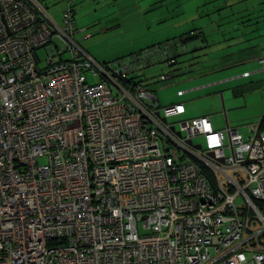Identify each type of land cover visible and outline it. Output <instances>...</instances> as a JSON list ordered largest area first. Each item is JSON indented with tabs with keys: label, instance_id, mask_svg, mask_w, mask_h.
<instances>
[{
	"label": "built area",
	"instance_id": "1",
	"mask_svg": "<svg viewBox=\"0 0 264 264\" xmlns=\"http://www.w3.org/2000/svg\"><path fill=\"white\" fill-rule=\"evenodd\" d=\"M74 2L0 0V264H264L260 122L181 118L134 73L186 46L100 62Z\"/></svg>",
	"mask_w": 264,
	"mask_h": 264
},
{
	"label": "crops",
	"instance_id": "2",
	"mask_svg": "<svg viewBox=\"0 0 264 264\" xmlns=\"http://www.w3.org/2000/svg\"><path fill=\"white\" fill-rule=\"evenodd\" d=\"M106 1L75 0L76 21L83 25L90 23L99 29L118 30L124 26L122 18L128 13L140 17L141 11L150 10L146 9L150 4L141 5L139 0H128L130 5L137 4V7L131 10L122 6L120 2L124 0H109L108 3L111 5L107 11L104 7ZM57 2L63 0H52L51 4ZM98 2L102 5L94 4H99ZM204 3L206 6L203 4L196 6L197 15L194 16L206 17L216 12L214 13L216 17H209L208 22L213 21L218 26L224 24L223 34L229 35L227 37L221 35L225 41L222 44L206 43L198 52L181 59L179 63H186L187 67H177L179 71L177 75L195 79L191 90L182 89L185 91L184 94L197 91L200 100L207 97L211 100L209 104L201 102L200 108L195 112L198 115L195 117L205 115L216 129H224L230 125L236 127L243 136H247L249 122L259 121L260 128L264 126V0H213V5ZM59 7H53L54 15H50L56 21H60L63 10L62 6ZM113 7L116 10L115 15H111ZM208 8H210L208 13H200ZM105 16L112 21L102 20ZM233 20L236 22L234 30L229 25ZM158 23L160 21L154 24ZM127 49L123 47L119 55H123ZM223 72L225 74L220 76L219 74ZM184 103L187 114V105ZM218 114L221 115L222 121L217 120Z\"/></svg>",
	"mask_w": 264,
	"mask_h": 264
},
{
	"label": "rangeland",
	"instance_id": "3",
	"mask_svg": "<svg viewBox=\"0 0 264 264\" xmlns=\"http://www.w3.org/2000/svg\"><path fill=\"white\" fill-rule=\"evenodd\" d=\"M37 1L39 5L47 11L49 15H54L52 10L53 7H64L63 2H57L52 5V0ZM108 1L109 0L104 3V7L107 8V11L109 9V6L111 5V3H108ZM212 1L213 0H139V4L141 5L150 4L148 5V8H146L148 10L150 8V10H147L148 12H146V10H144V12L141 11L142 13L140 12V17H136L135 15L127 12L128 15L122 18L124 21V26L122 27V29H99L97 28L98 26L91 25L90 23L83 25L77 22L79 27L85 28L83 34L89 33L90 35L88 38L85 39L80 38V44L90 55L94 56L100 62L111 61L115 60L116 58L123 57L125 55H131V53L137 52L140 49L150 47V45L156 43H162V41L172 39L174 38V36H178L184 33L185 31L189 30H201V37L204 36L203 40L207 44L215 43L214 45H220L225 42L222 36L227 37L229 34H223L224 24L218 26L215 25V22L213 21L210 23L208 22L210 18L216 17L214 15V13L216 12L210 13L206 17L194 16L197 15V12H195L197 5L202 6L203 4V6H206L204 2H208L207 5H213ZM98 3L99 4H94L98 6L102 5L101 2ZM120 3H122V6L124 8H129V10H131L133 7H137V4L130 5V1L128 0H124ZM118 6L119 4L117 5V7ZM201 6H199V8ZM112 11L113 12L111 13V15H115L116 10L114 9V7ZM209 11L210 8L205 11H200V13H208ZM107 19H109L108 16L102 18V20ZM157 21H160V23L154 24ZM138 22L141 24H138ZM235 24V20L231 21V24H229L232 30H234V28L236 27ZM231 35H233V33ZM198 39V42L201 43L202 39ZM195 42L196 41L194 40L187 41V49L192 50L193 46L198 43ZM123 47H127L128 52L126 51L123 55H119L122 53L121 51ZM36 54L39 58V68L43 69V67L46 65L48 56L46 48L43 47L39 49ZM189 55L190 53H187L186 55L181 56V58L185 59L186 56L190 57ZM68 56L69 54L67 53L64 54L63 57L67 58ZM181 66L187 67V64L180 62L176 63L175 65L169 66L165 63H155L151 64V66L139 69L136 73H134V76L136 78H142L143 82L150 89L155 90V94L158 97V100L163 105L176 103L178 101L186 102L188 113L183 115L181 118L188 119L198 115L195 112L200 108L201 102H203L204 104H209L211 103V100H209L208 97L206 99L203 98L204 100H200L198 98L200 94L197 91H191L181 96L178 95L177 92L180 89L191 90V85L195 80L190 79L189 77H182L180 75H177L179 71L177 70L176 72L175 69ZM167 72H170L171 74L174 73V75L177 76L173 77L172 80L170 79L168 81L161 82L158 76ZM224 74L225 72L219 75L223 76ZM85 76L91 85L99 81V77L94 76L92 70L87 71ZM220 117L221 115L218 114L217 120L222 121ZM178 118L180 117H168V121H176Z\"/></svg>",
	"mask_w": 264,
	"mask_h": 264
},
{
	"label": "trees",
	"instance_id": "4",
	"mask_svg": "<svg viewBox=\"0 0 264 264\" xmlns=\"http://www.w3.org/2000/svg\"><path fill=\"white\" fill-rule=\"evenodd\" d=\"M201 36H202V31L201 30H197V31L196 30L195 31L194 30H189V31H185V33H182V34H180L178 36H174V38H172V39H167V40L177 39L181 44H183L185 46H186V42L187 41L194 40V41L198 42L199 41L198 38L202 39L201 43H199V42L196 43L195 42L196 45L193 46L192 50L191 49H187V47H186L185 51H183V52H181L179 54H176L174 56L175 61L172 64L175 65L176 63H179V61L182 59L181 56L186 55L187 53L192 54V53L198 52V50L201 49L204 44H206V42L203 40L204 36L203 37H201ZM140 50H142V49H140ZM176 70H178V68H176L175 71ZM140 79L142 80V78H140V77L137 78V80H139V81H140ZM262 128H264V126H262Z\"/></svg>",
	"mask_w": 264,
	"mask_h": 264
},
{
	"label": "water",
	"instance_id": "5",
	"mask_svg": "<svg viewBox=\"0 0 264 264\" xmlns=\"http://www.w3.org/2000/svg\"><path fill=\"white\" fill-rule=\"evenodd\" d=\"M158 115H159V113H158ZM162 121L165 123V121H166V118H162ZM178 135H180V133H179V132H178ZM188 143L190 144V143H191V140H190V141H188ZM196 147H197V148H199V149H201V148H202L200 144H197V145H196ZM210 155H212V154L210 153Z\"/></svg>",
	"mask_w": 264,
	"mask_h": 264
}]
</instances>
